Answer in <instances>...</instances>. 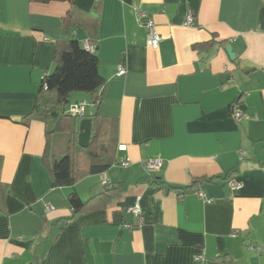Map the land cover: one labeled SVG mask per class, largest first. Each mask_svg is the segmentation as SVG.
<instances>
[{
	"label": "crops",
	"instance_id": "1",
	"mask_svg": "<svg viewBox=\"0 0 264 264\" xmlns=\"http://www.w3.org/2000/svg\"><path fill=\"white\" fill-rule=\"evenodd\" d=\"M71 40L99 57L116 162L56 187L51 164L71 128L35 107L57 43ZM104 180L115 190L73 216L70 195L88 201ZM0 264H264V0H0Z\"/></svg>",
	"mask_w": 264,
	"mask_h": 264
},
{
	"label": "trees",
	"instance_id": "2",
	"mask_svg": "<svg viewBox=\"0 0 264 264\" xmlns=\"http://www.w3.org/2000/svg\"><path fill=\"white\" fill-rule=\"evenodd\" d=\"M43 2L63 1L68 2L72 8L77 0H37ZM72 12L67 16L68 20ZM56 65L54 70L45 75L41 84V106L36 105L37 112L47 125H53L55 129L67 124L71 128L67 137V148L65 154L60 158H55L51 164V171L56 187L74 186L77 181L91 174H100L110 170L116 162L113 154L114 144V124L111 117L102 115L99 106L102 103V90L106 85L105 78L100 73L99 57L92 51L85 49L79 41L71 40L61 44L57 43L55 53ZM47 86V90L45 87ZM55 94L56 101L50 107L48 94ZM73 93L87 94L91 97L93 107L87 109V117L93 120V132L91 144L87 149L78 145V118L70 115L67 108L71 104ZM236 105H233V107ZM65 122V123H64ZM54 134V129L48 132ZM51 140V138L49 139ZM86 160L84 165L78 163ZM198 180L192 185L200 183ZM114 186H105L104 191L88 201L82 200L77 193H72L69 197L73 216L84 212L93 201L104 199L114 191Z\"/></svg>",
	"mask_w": 264,
	"mask_h": 264
},
{
	"label": "built area",
	"instance_id": "3",
	"mask_svg": "<svg viewBox=\"0 0 264 264\" xmlns=\"http://www.w3.org/2000/svg\"><path fill=\"white\" fill-rule=\"evenodd\" d=\"M137 17H138L139 22L141 23V25L145 28V30L147 32V44H148V46L153 47V48H158L160 41H161V36L158 33L156 23L145 12H142V11L137 13ZM188 25H190V26L195 25L194 17L192 14L188 19ZM88 48L91 51L94 50V47H92V46L91 47L89 46ZM126 72H127L126 68L124 66L120 65L118 67L117 72H116V76L118 78H121V77L125 76ZM45 90H47V86L45 87ZM92 106H93V103L81 101L78 103L71 104L68 107L67 112L74 117L84 118V117H87L86 116L87 109L91 108ZM233 117L236 121H241L242 118L244 117V114L238 107H236L233 111ZM119 150L125 151L126 146H119ZM122 165L126 166V165H128V162L122 161ZM146 167L150 173L160 172L162 170V167H163V162L160 159H148L146 161ZM102 184L104 186H110V182L107 180H104L102 182ZM228 186L233 191L241 189V187H242V185L240 183L233 181V180L228 181ZM46 209H47V211H51L53 209V207L50 205H46ZM128 210L138 220L139 224L144 222L142 209L139 206V204L135 205L134 207L129 208ZM126 227L131 228L132 225L127 224Z\"/></svg>",
	"mask_w": 264,
	"mask_h": 264
},
{
	"label": "water",
	"instance_id": "4",
	"mask_svg": "<svg viewBox=\"0 0 264 264\" xmlns=\"http://www.w3.org/2000/svg\"><path fill=\"white\" fill-rule=\"evenodd\" d=\"M226 51L231 60H235V54L233 53V49L231 46L226 48ZM92 132H93V120L90 117L81 118L79 124V135H78V144L81 148L87 149L92 140Z\"/></svg>",
	"mask_w": 264,
	"mask_h": 264
},
{
	"label": "rangeland",
	"instance_id": "5",
	"mask_svg": "<svg viewBox=\"0 0 264 264\" xmlns=\"http://www.w3.org/2000/svg\"><path fill=\"white\" fill-rule=\"evenodd\" d=\"M78 102H80V101H78ZM71 103H76V100L75 99H71Z\"/></svg>",
	"mask_w": 264,
	"mask_h": 264
}]
</instances>
